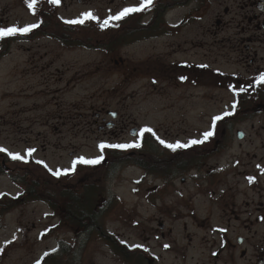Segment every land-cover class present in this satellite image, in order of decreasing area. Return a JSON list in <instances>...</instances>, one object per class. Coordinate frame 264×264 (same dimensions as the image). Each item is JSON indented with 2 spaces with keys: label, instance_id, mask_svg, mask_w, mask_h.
Listing matches in <instances>:
<instances>
[{
  "label": "rangeland",
  "instance_id": "374dc122",
  "mask_svg": "<svg viewBox=\"0 0 264 264\" xmlns=\"http://www.w3.org/2000/svg\"><path fill=\"white\" fill-rule=\"evenodd\" d=\"M27 1L21 0V6L19 0H0V16L9 18L11 24L18 18L30 21L33 18L27 13ZM90 5L79 7L82 11ZM93 5L103 6L99 2ZM211 10L203 20L177 27L173 36L122 46L112 56L104 48L61 47L44 37L32 42H11L7 55L0 57V148L8 150L6 155L0 154V264H35L47 250L58 246L73 251L68 262L57 263L78 264L73 255L77 257L83 245L84 228L74 229L60 221L63 211L58 208L54 212L46 198L32 199L28 192L24 193L25 176L29 173L31 176L26 178L39 182V188L46 189L49 199L57 204L69 202L60 198L59 188L70 184L89 186L93 205L99 204L102 210L99 222L103 230L119 234L129 245L152 247L156 253L162 252L160 247L168 243L171 247L213 245L206 223L199 222L206 215L207 196L195 188L186 171L177 173V162L170 152L173 149H166L153 138L145 142L139 161L154 172L145 175L141 164L129 161L126 153L116 156L109 148L101 153L98 145L102 142L130 144L138 138L128 132L115 136L107 129L104 134L94 116L95 109L105 106L119 112L116 123L125 119L140 129L152 128L168 143L176 137L177 142H185L206 132L214 117L231 113L239 100L230 119L246 137L239 139L233 131L227 143L229 148L219 160L225 162L227 156H238L246 167L258 163L264 169V109L256 110L264 85L250 87L235 79L248 82L260 74L256 68L264 71V41L251 43V48L245 49L238 43L240 31L231 29L221 32L229 40L219 42L212 33L216 28L209 25L214 18ZM183 11L175 9L167 18L178 21ZM118 56L129 62L117 65L110 59ZM175 61L177 84L166 74ZM183 62L207 63L209 68H198L199 73H205L194 77L188 75L189 65L179 66ZM119 66L124 70L139 69L126 76ZM217 71L228 74V83L221 82ZM182 76L188 79L182 80ZM241 88L246 90L240 91ZM30 149H35L31 157L43 161L53 172H64L74 165L75 171H68L61 181L55 182L44 166L24 163L8 154L19 153L26 158ZM101 154H108L107 163L77 162L78 157L95 158ZM239 169L244 170L242 166ZM181 176L186 177L185 184ZM231 176L235 181L242 179L230 172L229 179ZM260 179L264 184V174ZM154 185H160L158 198L150 193V201L147 195ZM244 187L240 185L241 189ZM177 189L183 191V198L177 195ZM245 192L243 198H252V190ZM177 205L183 214L178 219ZM190 206L197 208L198 221L186 216ZM189 236L193 238L190 245ZM98 237L94 232L86 239V254L94 264H116L105 249V242ZM254 242L249 239L244 245L253 246ZM165 256L163 263H171L172 255Z\"/></svg>",
  "mask_w": 264,
  "mask_h": 264
},
{
  "label": "flooded vegetation",
  "instance_id": "af4514ba",
  "mask_svg": "<svg viewBox=\"0 0 264 264\" xmlns=\"http://www.w3.org/2000/svg\"><path fill=\"white\" fill-rule=\"evenodd\" d=\"M19 2L23 6L21 0ZM28 2L29 0L24 4H26L28 15L32 16L33 19L26 22L21 21L22 18H18L11 24L9 18L5 19L0 16V26L6 28L38 23L39 27L28 33L17 34L0 40V57L7 55L11 42H32L41 37L54 40L61 47L77 48L87 45L88 49H94L91 47L104 48L105 52L112 56L122 46H131L142 41L173 36L177 34V27L183 28L191 23L203 20L211 9V13L214 11V18H209L211 20L209 25L213 24L216 28L212 33L219 42L228 39L221 32L231 29L240 31L241 37L238 38V43L243 44L245 49H250L251 43L264 41V0H153V5L143 11L132 13L119 21L110 20L109 26L106 28L100 27L104 20L116 15L126 7L138 6L142 0H61L59 5L52 4L50 0H36L35 14L28 7ZM95 2H99L103 6H91ZM81 5H90V7L81 11L79 7ZM178 8L184 10L180 19L178 21L169 20L167 15ZM88 11L93 12L99 19H86L83 24L66 23V21L83 18L82 14ZM228 16H231V18H227ZM205 29L207 28L205 27ZM101 43L106 44L101 45ZM255 55H257V50H255ZM110 59H114L117 65L129 62L121 56L110 57ZM250 61L254 62V59L251 58ZM171 63H173L171 64L173 66L166 72L167 79L177 84V61ZM202 65L205 67H202ZM179 66H187L190 69L188 75L191 74L194 77L203 76V73H205L203 71L199 73L198 68L204 70L209 68L207 63L191 64L183 62ZM118 68H121V72L126 76H132L139 69L138 67L131 69L125 67L124 70L120 66ZM146 68L150 69L149 66ZM260 68L258 67L255 70H259L260 74L249 80L250 82L235 77L237 83L250 84V87L264 85L260 79L264 71ZM217 72L220 75L221 82L223 84L228 83V74ZM149 73L150 71H147L148 75ZM261 96V100L256 106L258 111L264 109V93ZM236 105L234 104L233 110ZM95 111V123L104 134L107 133V130H110V133L115 136L128 132L131 136L138 138L141 143L138 148H127L126 150L109 148L111 152L116 156L126 153L129 161L137 165L141 164L145 175L154 174L139 159L144 155L145 142L151 138L158 142L161 140L157 139L156 133H145L141 138L139 133L142 129L137 125L129 124L125 119L120 123H116L115 119L119 116L117 110L102 106L95 109ZM60 117L62 118V116ZM215 123L214 135L203 143L170 151L173 152L172 160L177 162V173L186 171V175H189L195 188L204 192V195L207 196L206 215L199 222H201V225L204 222L206 223L213 243L212 246L202 248L194 246L171 247L168 243L167 247H160L162 252L156 253L152 251V247H135L138 244L129 245L127 240L120 239L119 234L111 233L106 229L103 230L99 222L101 221L102 210L99 209L98 204L94 210L96 225L82 231L81 234L85 237V240H83L82 247L79 248L78 256L73 255L74 262L94 264L92 258L88 256L89 253L86 254L85 252L87 250L85 243L86 239L91 238L96 232L98 238L105 242L104 247L111 256V260L116 264H166L163 263L167 260L166 254L172 255L169 264H264V184L260 179V176L264 174V169L258 166V163L252 168L246 167V162H243L238 156H227L225 162L220 161L219 159L223 153L229 148L227 143L230 134L234 131L239 139L245 138L246 134L242 129L234 128V120L230 117H224V119ZM212 124L213 119L207 131L212 128ZM192 140H203V134L192 136L187 141L180 143H189ZM176 142L177 137L170 143L175 144ZM187 158V162L183 161ZM108 160L107 154V156H104L103 162L107 163ZM239 166H242L244 170L239 169ZM230 172L234 176H241L242 181H235L237 179L233 176L229 179ZM250 177L255 179L250 180ZM180 180L182 184L186 183L185 176H181ZM240 185L246 188L241 189ZM159 188L160 185H154L148 191L147 197L149 198L150 193H154V197L158 198ZM245 190H252V198L242 197L246 195ZM177 195L180 198L185 196L181 189H177ZM189 195L191 197V193ZM149 200L151 201L150 198ZM155 200L158 199L153 201L155 202ZM177 202L181 204L180 201ZM179 210L181 211L177 205V219L183 215ZM186 216L198 221L197 208L190 206ZM159 223L161 227H164L163 222L160 221ZM161 236L165 237L163 231ZM249 239H254L253 246L244 245ZM188 240L190 245L193 238L189 236ZM72 251V248L61 246L50 248L45 252L48 253L47 257L43 258L44 253L39 260L42 261L43 259L44 261L46 259V262L40 261L41 264H59L57 262L61 260L68 262V255ZM196 252L197 254H195ZM247 260H249V263H247Z\"/></svg>",
  "mask_w": 264,
  "mask_h": 264
},
{
  "label": "snow or ice",
  "instance_id": "6c2138e0",
  "mask_svg": "<svg viewBox=\"0 0 264 264\" xmlns=\"http://www.w3.org/2000/svg\"><path fill=\"white\" fill-rule=\"evenodd\" d=\"M50 2L52 4L55 5H59L61 3V0H50ZM35 3L36 0H29L28 2V7L33 11V14H35ZM153 5V0H142V2L138 5V6H132V7H126L123 10H121L120 12H118L116 15L111 16L109 19L104 20V22L102 24H100L101 28H106L109 26L110 20H116L119 21L125 17H127L128 15L132 14V13H136V12H140L145 10L146 8L150 7ZM83 18L81 19H76V20H70V21H66V23H72V24H83L85 23V20H98L99 17L97 15H95L93 12L88 11L82 14ZM39 27V24H30L27 26H12V27H6V28H0V40L5 39L7 37H11V36H15L17 34H25L28 33L30 31H32L34 28ZM202 67H205L202 65ZM182 80H186L187 77L182 76L181 77ZM261 82L264 83V74L261 75ZM229 87H233V86H229ZM235 90V89H233ZM240 91H245L246 89H239ZM227 115H231V113H224L223 116H216L213 118V124H212V128L209 131H206L203 133V140H192L189 143H180V142H176L175 144L172 143H168L164 140H160V143L164 144L166 147L171 148L173 150L177 149V148H187L190 147L191 145L194 144H201L203 143L205 140L209 139L211 136L214 135L215 132V126H216V121L222 120L224 119V116ZM145 133H154V130L152 128L149 127H145L144 129H142L139 133L140 137L142 138L144 136ZM157 139H160L159 137H157ZM141 146V143L139 141L130 143V144H107V143H101L98 145L101 153H103V151L106 148H119V149H127V148H138ZM0 151L2 152H7V149L4 148H0ZM35 149H30L29 150V156H31L32 152H34ZM10 156H12L13 159H18V160H25V157L20 155L19 153L13 154V153H8ZM104 156L101 154L95 158H86V157H78L77 158V162L81 163V164H99L101 161H103ZM38 163H44L43 161H38ZM45 167H47V165H45ZM49 171L51 172L52 169H49ZM68 171H75V165L73 166L72 169L70 170H64L65 173H67ZM61 173L60 172H53V175L59 176ZM250 180H254V177H250ZM222 231H226V230H222ZM10 243V242H9ZM135 247H142V245H135ZM167 247V245H166ZM45 256L48 255V253L44 254ZM37 264H41L40 261H37Z\"/></svg>",
  "mask_w": 264,
  "mask_h": 264
},
{
  "label": "trees",
  "instance_id": "16d2710c",
  "mask_svg": "<svg viewBox=\"0 0 264 264\" xmlns=\"http://www.w3.org/2000/svg\"><path fill=\"white\" fill-rule=\"evenodd\" d=\"M0 172H2L1 168ZM30 176V173L29 175L25 176L24 184L26 185V187L24 193L28 192L27 195L30 196L32 199H41V197H43V199L46 198V200L51 203L50 205L52 206V208H54L55 210H58V208L62 210L63 212H60L59 214L60 221L66 223L69 227H72L74 229H79L80 227H83L84 229H89L96 225V213L94 211L95 205H93L92 196H90L88 188L89 186H75V188L73 186H70L71 184L67 186L64 184L65 186L59 188L61 197L59 195L58 196L64 201L68 200L69 202H65L66 205L62 203L57 204L56 202H53L52 199H49V195L46 193V189L43 190L39 188V182L37 183L36 181H32L34 178H32V180L28 179ZM52 179L55 182L61 181V177H52ZM61 204L62 206L59 207L58 205ZM43 262H46V259Z\"/></svg>",
  "mask_w": 264,
  "mask_h": 264
}]
</instances>
